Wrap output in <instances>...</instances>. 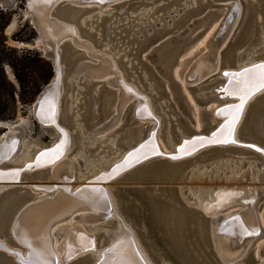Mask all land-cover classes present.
I'll list each match as a JSON object with an SVG mask.
<instances>
[{"label":"bare ground","instance_id":"1","mask_svg":"<svg viewBox=\"0 0 264 264\" xmlns=\"http://www.w3.org/2000/svg\"><path fill=\"white\" fill-rule=\"evenodd\" d=\"M59 1L61 0H48L46 4L37 3L36 5L40 8L41 14H45V17L50 19L53 16L52 8ZM63 1L70 3V5H82L86 3L87 6L89 5L88 7H90V10L93 8L95 9L93 4H95V6L97 5L95 11L92 12L89 10L90 13L77 17L78 23L82 26H86L88 21L91 23L92 16L99 20L103 14H112L111 10H104L103 7L109 5L113 1L115 2V0ZM211 1L228 2L224 5V12L222 15L210 30H208L201 41V46H203V48L201 47L202 49L198 52L200 53L199 57L194 60L186 73H182L180 81L182 85L188 84L190 86L197 82L200 83V81L206 80L207 77H211L218 73L221 79H223L222 82L212 86L207 91L212 95L214 93L217 95V98L221 100L219 105L227 106L226 109H230L235 106L234 103L238 102L239 99L224 91L223 86L229 81L228 77L223 75L222 72H240L239 70L248 65L264 61V57L259 56L264 55V35H261L259 41L254 45H248L245 49L237 51L234 57V67L220 68L221 61L219 51L232 32V27L236 23L240 12L241 2L240 0ZM193 3H195V1ZM188 5L187 1H185L179 10L174 8L169 10L164 18L169 17L171 14L173 18L177 17L180 11ZM150 8L148 9L151 10ZM148 9L142 8L140 10L137 21L140 25L142 24L145 29V24L141 21L144 20L146 23H149L147 31L152 32L153 25L160 26L161 22L158 17L156 20H149V14L151 13ZM235 9L236 13H234ZM171 18L165 21L166 25H170L173 19ZM52 20L54 23H46L48 25L45 26L52 35L59 36L60 40L63 38L68 39L72 45L83 50L85 56L95 60L92 61L94 67L88 69L89 71L78 66L73 67L71 78L75 79V85L77 87H82L81 82L84 83L86 80L90 82L91 80H99L101 78L104 81L103 83L107 86H111L112 83H115L114 113H112L106 121L102 122L100 126H95V128L88 132L82 131L79 134L80 141L78 139L79 148L77 147L78 149L74 150L75 144L73 146L72 133L64 126L58 124L59 98L63 90L61 81L59 82L58 89H56L53 95L54 97L45 104L43 109L44 113L42 114L48 121L54 120L56 124V126L53 127L54 138L65 141L60 158L53 160L51 163L38 162L36 156L44 149L43 147H37L32 143L24 142L22 150L19 153H14V150H11V146L15 148V144L13 141L9 142V147H4L0 151V162L6 159L9 161L7 165H0V179L6 181L20 180L23 171H25V176H29L32 170L47 167V173L45 174L47 180H59L64 185H67L68 191H76V189L80 188L74 194H70L68 191L66 192L63 190H60L58 194L57 192L46 194L45 191L42 193H40V191H34V193L39 194H35L32 199L21 205L18 208L19 210L17 209L16 213L13 214L11 222L7 225V231L10 233V238L14 244L11 245L8 244V242L6 243L3 235L0 236V240L4 246L10 250L19 248L18 246L20 245L16 243L21 244L22 249L19 248L20 254L23 258H26L25 256H28V248L21 243L20 236L18 235V233L22 231L27 234L35 246L40 247L44 245L47 247L50 253L49 260L54 264H68L74 257L85 254L90 258L88 264H101L104 260L112 261L113 258L111 256L105 257V251L112 248L114 244L122 242L124 255L116 258L117 264H156L133 227L123 219L120 212L117 210L114 200L115 197L113 198L109 190V186H112L111 183L112 181L114 183V179L103 184V186H101L102 192L98 193H93L91 191V189L96 188L94 186H83L88 180L105 174L111 166L122 160L125 151L130 148L129 146L124 150L117 149L115 142L116 138L110 135L114 130L106 132L108 129L117 125V123H120L118 121L129 101H133V107L141 111L140 115L150 117L147 119L150 123L148 131L153 132V144L149 143L143 149V156H145V153L147 156L153 155V149H155V152L163 154L178 153L182 141L187 139L188 136L178 129V140L175 141L170 132L167 131L163 135V142L168 149H162L158 140V133L162 123L160 115L154 111V105L152 107V100H150L148 94L137 88V85L133 82L135 79L132 78V81H128L124 77L121 69L115 64L120 58V49L117 46L116 48L112 41H109V36H106L103 44L100 43L101 49L100 47L94 46L87 38H82L80 36V30L77 24L60 19L57 16L53 17ZM132 25L134 26V23H132ZM132 25H128L129 28L132 27ZM11 28L10 26V29ZM93 28L94 26L90 24L89 29L95 30V28ZM136 30H139V26L136 27L135 31ZM138 33L139 32H137V34ZM114 47L115 49H113ZM113 50L115 51L113 52ZM259 50L260 52H258ZM53 104L55 106V116L53 119H50V106ZM247 104L248 102L245 104L243 112ZM242 113L240 114L238 122L242 117ZM218 118L219 123L225 122L228 119V114L227 116L221 115ZM138 120L144 122L145 119L139 118ZM238 122L235 125L234 131L231 133V139H233L235 143H229V145L244 146L252 150L254 145L252 142H244V140H240L236 136ZM9 134L11 133H8V135ZM20 137L21 135L19 134L17 142ZM139 157L140 156H138V158ZM135 158H137V156H135ZM46 160H48V157L45 161ZM189 169L193 172L192 175L189 174L191 180L202 177L203 179H213L221 182V184L218 183V185L215 184L210 187L203 185L188 187V185H184L181 189L179 188V194L184 202L192 207L198 208L203 213H208L207 215L210 216L211 224L209 225V235L212 248L220 262L222 264H244L243 260L247 256L250 244L255 241L254 239H262L254 250L252 260L256 261L257 264H264V208L260 214L256 212L255 203L261 191L258 190L259 187L254 185V181L264 183V157L262 154H260V157L256 158L217 156L216 159L210 161H194ZM15 173H18V177L14 175ZM224 181L227 183L222 184ZM228 187L239 188L241 191L237 193L225 191L224 189ZM30 190H32V188ZM33 201H39V203L28 207L17 219V214L21 208ZM105 207H110V213H99L98 210ZM219 208H222L220 209L221 213L216 211L219 210ZM231 208L234 209L231 210ZM219 214H221L220 219L217 218ZM109 219L114 220L109 222ZM14 221L17 222L15 233L12 231ZM221 225L223 226L224 232L222 235H217L216 232H218ZM241 225H243V228ZM244 229H247V232ZM97 232H100L99 234L101 235L100 243H98L97 240ZM85 248L88 250L85 251ZM13 256L15 258V255ZM159 264L172 263L163 260Z\"/></svg>","mask_w":264,"mask_h":264},{"label":"rangeland","instance_id":"2","mask_svg":"<svg viewBox=\"0 0 264 264\" xmlns=\"http://www.w3.org/2000/svg\"><path fill=\"white\" fill-rule=\"evenodd\" d=\"M121 1L123 0H115V2L113 1L109 5L103 7L104 10H111L112 13L103 14L108 17L105 23L107 24L109 21L114 20L111 25V27H113V33H111L110 36L112 38V42H114L115 44V47L117 46L120 49L119 52L121 55L117 60V63L124 77L128 81H132V78L135 79L133 80V82L135 83V85H137V88H139L141 91L143 90L148 94L150 100H152V107L154 105V111H156V113L160 115L162 123L160 127L161 129L158 133V140L162 149H168L163 142V135L167 131L170 132L173 140L175 141L178 140V129L184 132L185 135H190L194 131L206 133L211 129L212 126L215 125V122L218 123V120L216 121L213 118L209 117V115L206 114L205 110L212 109V112H214L216 106L219 105L218 100H216V98H212V94H210L207 90L212 86L221 83L223 79H221V77L217 73L212 75L211 77H207L206 80L204 79L202 80V82L200 81V83L197 82L189 86L188 84L182 85L180 78L182 73H186L194 60L199 57L200 53L198 52H200V50L203 48V46H201V41L203 40L208 30H210V28L222 15V13L224 12V5H226L228 1H220V3L212 2L210 0V3L205 4V7L195 8L188 15H184V10H182L177 15V17L182 15L179 24H175L174 26H172V28H167V31L163 30L159 37H157L155 40L151 38V41L149 43L146 42V39L144 40V37L139 38L138 44L136 43V41H126L127 39H130V37L132 36V32L135 31L137 27L136 24H139L137 21L139 17L138 13L142 8L148 9L152 7L150 8L151 10L148 9L151 13L149 14L148 19L156 20V18L158 17L160 18L161 25L166 23L165 21H167L168 18L172 17L171 14L169 15V17L164 18L169 10L173 8H181L185 1H187L189 5L194 4L193 2L196 0H175V2L173 3H170V0H131L127 2ZM251 1L253 0H240L241 7L236 23L232 27V32L230 33L228 40L219 51V57L221 61L220 68L234 67V57L237 51L245 49L248 45H254L259 41L260 36L264 35V31L262 33L261 31L259 32L258 29L255 30V23L252 24L251 28L250 26L248 27V22L246 19L249 18V12H251L250 21L254 22L255 20L257 21L258 17L260 18L259 12L263 11L264 13V9H261V11H259V6H254ZM58 3L52 8V12L56 13L57 10L65 2L59 5ZM82 5L87 6L86 3ZM195 5L196 4L192 6L195 7ZM93 6L95 7V9H91L90 11L92 12L97 8V5L95 6V4H93ZM90 11L85 12L81 16L90 13ZM0 12L3 13L4 18L8 17V23L3 29V33L6 37V44L14 48L18 56H20L21 54H27L29 57H34L37 53H40L41 57H43V47L39 43L37 39V33L32 27L28 10L26 9V0H0ZM79 13L80 12L72 13V11L68 12L66 10H62L61 12V14L64 15L62 19L74 24H76L74 20L78 17ZM133 16H135V19L133 20L134 26L131 23L132 27L130 28L132 30L125 33L127 31L126 29H124L127 25V19L129 18L130 20ZM177 17H172V22ZM98 22L99 21L94 20L93 22L87 24H91L92 26H94L96 30L95 32H101L102 35H100V40L95 39V41L93 39L97 35H93V37H86L83 34V31H79V34L82 38H87L88 40H90L92 44H94V46L100 47L102 49L101 44H103L106 36L103 35L105 30H101V26L97 25ZM172 22L170 23V25L172 24ZM10 26L12 27L11 29ZM140 27L141 30H139L138 34H141L143 32L145 36L151 32L146 31L142 24L140 25ZM30 28L33 30V32L30 30ZM158 28L159 26L153 25L152 31H156L155 35H158ZM138 34L136 33L133 36L137 37L139 36ZM115 47L113 49H115ZM22 50L23 52L21 53ZM27 50L29 52H26ZM114 51L115 50H113V52ZM258 52H260V50ZM259 56L264 57V55ZM43 59L47 60L45 57H43ZM47 61H49L51 66V72H49L51 73V75L48 79L49 81L50 79H52L53 69L51 61ZM78 62L79 60L76 61V63ZM3 69L7 80L13 84L15 91L13 95H11V93L9 94V89L11 91V88L9 87L7 88L8 91L0 90V143L4 140L8 133H15L14 129H11V127L16 126L22 128V135L19 141L16 143L18 145L17 147L15 146L16 148H14V153H19L22 150L24 142L32 143L37 147L43 148L50 146V144L54 141V133L49 128L43 127L38 123L32 113L31 108L38 93L48 81L40 86L39 91H37L31 101L22 103L18 95L19 90L17 87V83L15 82V79L13 77L11 68L8 64L4 63ZM72 72L73 66L68 65L66 73L63 74L61 79L63 90L59 98L57 119L58 124L64 126L68 129V131L72 133L73 146L75 144L74 150H77L79 148L80 141L79 134L82 131L88 132L95 128V126H100L102 122L106 121L112 115V113H114L113 106L115 101L116 87L108 86L112 90V93L104 94L105 84L103 83L104 81L102 78L91 86L90 92L93 94L97 93L95 95H97L98 100L97 102L92 103L95 117L91 116L87 120L85 119L87 114L84 112V109L87 104L89 90H87V85L83 82H81L82 87H77L74 84L75 79L71 78ZM171 75H173L174 79L177 81L178 86L172 81ZM100 85L103 86L99 88ZM179 86L189 105H187L182 98L180 90L178 89ZM262 97H264V95H262ZM207 98L210 99L207 100ZM108 101L109 107L108 109H106V113L104 116V106ZM252 105L253 104H251V106L248 108L249 111L252 108ZM132 108L133 101H129L120 117V120L118 121L120 123H117V125H115L117 127L114 126L115 128L112 127L106 131L110 132L111 130H114L110 135L116 138V147L119 150H124L126 148L125 143H134L135 141H137V139H139L138 137L144 136L148 132V129L150 127L149 122H133V119L131 118ZM248 112L245 113V115H243L242 113V117L240 118L241 122H238L237 127H239L238 129H236V136L240 140H244V142L253 141V138L249 134V131L247 129L249 127L247 125ZM64 116L68 120L67 123L63 121ZM84 122L86 124H84ZM5 126L8 128V130L5 129ZM223 156H242L247 158H256L252 151L248 150L247 148H238L237 146L227 148L224 151ZM216 158L217 157H210L208 159H205V161L214 160ZM196 160L197 158H194L192 161ZM0 164L1 166L7 165L9 164V161H7L6 159ZM41 169L44 171H42L41 175L39 174L40 177L36 174L40 172L32 173L35 170ZM47 169V167L34 169L29 174V176H25V171H23L21 173L20 180L21 182H27L23 184L26 187H29L31 182L33 181H46L47 179L45 177V174L47 173ZM153 174L157 175L158 172L156 173L155 171ZM193 180L195 179L187 180L186 184L184 185H188V187L202 185L210 187L215 184L218 185V183L221 184L219 180L215 181L213 179H203L202 177H199L195 181ZM254 182V185L259 187L258 190L261 191L259 192L258 198L255 203L256 212L260 214V212L264 208V183H260L258 181ZM127 183V180H117L114 181V183L112 181V186H109V190L112 193L113 198L115 197V204L117 210L120 212V215L127 223H129L133 227L142 244L145 246L147 252L153 258L154 262L156 264H159L163 260H166L168 262H171L172 264H204V257L201 249L197 248V251L200 252V256L197 257V252L189 249V246L187 245L189 241L187 225H182V230L180 232L179 229V233H176L174 228H168L164 221L161 219V213L166 211V209L163 207L159 209L158 206L155 205V203H149V201L147 200V196H145V194H143L140 189H132L127 185ZM225 183L227 182L224 181L222 184ZM16 189V193L12 194L11 196L14 197L17 193L23 192L22 188L18 187ZM6 194L8 193L4 192L2 196ZM27 199H32V197L30 196ZM23 202L21 201L19 205ZM168 209H171V207H168ZM232 209L234 208H231V210ZM178 211H180V209H178ZM112 220L114 219H109L108 221L112 222ZM193 224L194 222H191L189 223V226L192 227ZM0 226H4L3 221L1 222ZM99 233L100 232L96 233L98 243L101 242V235ZM167 235L168 237L166 240L165 237ZM191 238L194 239L193 236ZM5 240L8 242V244L13 245L12 241L8 239ZM254 240L255 241L250 244V248L248 249L246 258L243 260L244 264H257L256 261L252 260V258L256 246L262 239ZM192 255H194V258H192ZM76 261L77 260L70 262L73 264ZM88 261L89 260L87 259L86 262Z\"/></svg>","mask_w":264,"mask_h":264},{"label":"water","instance_id":"3","mask_svg":"<svg viewBox=\"0 0 264 264\" xmlns=\"http://www.w3.org/2000/svg\"><path fill=\"white\" fill-rule=\"evenodd\" d=\"M127 1H131V0H123L121 2H127ZM171 2L173 3V2H175V0H170V3ZM251 2H252V4H254V6H256V7L259 6V9H258L259 11H261V9H264V0H254ZM61 3H64V4L57 10L56 13L52 12L53 16L50 19H47L45 17V14L44 15L41 14L40 8L38 7V5H35V10L30 9L29 0H26V9L28 10V14H29V18H30L32 27L36 31L37 39L43 47V49H42L43 57H45L47 60L51 61L52 69H53L52 79H50L43 86V88L38 93L37 97L35 98L31 108H32V113H33L35 119L38 121V123L43 127L49 128L52 132H54L53 127L56 126V124L54 123V120L48 121L47 119L44 118L42 113H44L43 109L45 107V104L48 103L50 101V99L54 97L53 95H54L56 89H58L59 82L61 81L63 74L66 73V69L68 68V65L73 66V67L78 66V67H81L82 69L88 70V69L94 67L92 65L93 64L92 61H95L93 58H89L88 56H85L83 53V50L72 45V43H70L68 39L63 38L60 40L59 36L52 35L45 28L46 25H48L49 23L51 24V22H53V20H52L53 17L57 16L60 19H62L64 17V15L61 14L62 10L63 11L66 10L68 12L72 11V13L80 12L78 14V16H80V15H82L85 12L90 10V7H88V6L77 5V4L70 5V3H67L66 1H63V0L59 1L58 5ZM208 3H210V1H208V0H205V1L204 0H196L194 3V4H196L195 7L192 6L194 4H190L189 6H187L183 9L184 15H188L195 8H198V7L203 8V7H205V4H208ZM234 13H236V9H235ZM249 13H248L249 18L246 19L248 22V27L250 26V28H251L252 24L255 23L256 24L255 30L259 29V32L264 31V16H263L264 13H263V11L259 12V16H260L259 21L257 18V21L255 20V22L250 21L251 12H249ZM181 17H182V15L178 16L172 22V24L169 26H167L166 23L161 24L157 30L158 35H155L156 31L153 30L148 35L144 36V33L142 32L139 36L134 37L133 35H135L137 32H139V30L141 28L139 24L135 23L137 26L139 25V30L138 31L136 30L135 32L133 31L132 36L130 37V39H127L126 42L136 41V43L138 44L139 43L138 39L144 37V40L146 39V42L149 43L151 41V38H153V40H155L157 37H159V35L163 32V30L167 31V28H172V26H174L175 24H179ZM92 18H91L90 22H93L94 20L99 21L97 23V25L101 26V30H103V29L105 30L103 35L109 36L108 37L109 41H112L110 34L113 33V27H111V25L114 22V20H111L106 24L105 21L108 19V17H106L105 15H103L99 20H97L93 16H92ZM76 19L77 18H75L74 22L77 24L80 31L84 32L83 34L86 37H89V36L93 37V35H97L93 39L94 40L95 39L96 40L101 39L100 35H102V34L100 31L95 32L96 30H89L90 24H87L86 26L78 25ZM119 19H120V17H119ZM134 19H135V16H133L130 20L128 18V21L126 23L127 25L124 28L127 30L125 33L132 30L131 28H129L128 25H131V23L134 22L133 21ZM46 23H48V24H46ZM87 23H89V21ZM164 28H166V29H164ZM220 30H221V28H220ZM146 31H147V29H146ZM112 43H114V42H112ZM78 60H79V62L76 63V61H78ZM262 63H264V61L256 62L254 64H251V65H248V66L242 68L239 71H242L245 68H250L254 65L262 64ZM77 64H79V65H77ZM225 72H228V71H224V72H222V74L224 75ZM229 73H231V72L229 71ZM171 79L178 86V83L174 79L173 75H171ZM97 81L98 80H91L90 82H88V80H86L84 82L87 85V88H88L87 90H89L88 91V100L86 99L87 104H86V107L84 109V112L87 114L85 119H87V120L91 116L95 117V113H94L92 103L97 102L98 97H97V95H95L97 93H94V94L91 93L90 89H91V86L94 85ZM228 81H229V77H228ZM102 86L103 85H100L99 88ZM111 86L114 87L115 83H112ZM227 86H228V83H226L223 86V88L225 89ZM178 89L180 90V94H181L182 98L184 99L185 103L187 105H189L185 99L184 94L182 93V91L180 89V86L178 87ZM109 93H112V90L107 85H105L104 86V94H109ZM262 95H264V90H262L261 92L259 91V93L256 92L253 95V97H251L250 100L248 101V104L245 108V111L243 112V115H245V113H247L249 111L248 108L251 106V104H253L252 108L248 112V116H247L248 117L247 118V125L249 126L247 129L249 131V134L253 138V141H251V142L254 144L253 149H252L253 151L251 149H250V151H252V153H254V155L256 157H260V154H262V156L264 157V97H262ZM212 98H216L218 100V103L221 102V100H219L217 98V95L215 93L212 95ZM209 99L210 98H207V100H209ZM238 103H239V101L234 103V105H236ZM41 105H43V106H41ZM108 105H109V101L104 106V110H105V111H103L104 116L106 113V109H108V107H109ZM226 108H227V106L218 105V106H216V109H214V112H212V109H206L205 112H206V114L209 115V117H211L217 121L219 119L218 117H220L221 115L227 116L226 113H221L218 115V110L226 109ZM140 114H141V111L139 109H136L134 107L132 108L131 118L133 119V122L139 123L140 121L138 119L144 118L145 119L144 122L148 123L147 119L150 117L149 116H142ZM63 121H65L66 123L68 121L65 116L63 117ZM141 122H143V121H141ZM84 124H86V123L84 122ZM223 124H225V122H222V123L215 122V125L212 126L211 129L209 131H207L206 133L194 131V132H192V134L187 135L188 138L182 141V143H181L182 145H181L180 151L178 153L163 154V153L158 152L159 155L153 154V155L147 156V158H145V156L142 155L143 149L149 143L153 144V132L148 131L144 136L138 137L139 139H137V141H135L134 143H129V144L125 143V145H126L125 149H127L129 146H130V148L125 151L124 156H123L121 161H119L118 163L111 166L110 169L108 171H106L105 174H103L102 176H99V177H103L104 178L103 180H98L99 177L90 179L87 181V183L83 187L89 185V186H94L98 189H101V186H103V184H105L106 182H108L110 180H113V179H114V181L127 180L128 181L127 185L130 186V188H132V189H140L142 191V193L145 194V196H147V200L149 201V203H153V204L155 203V205L158 206L159 209H161L162 207L166 209V211L161 213V219L164 221V223L167 225L168 228H174L176 233H179V229H180V232L182 230V225H184V224L187 225V233H188V239H189L187 245L189 246V249H192V250L197 252V257L200 256V252L197 251V248L201 249V252H202L203 257H204V258L202 257L204 264H222L220 262V260L218 259V257L216 256V254L212 248L211 239H210V235H209V225L211 224L210 216L207 215L208 213H203L198 208L192 207V206L188 205L186 202H184V200L181 198V195L179 194V188L181 189V187H183L184 184H186L187 180H191L190 175H192L193 172H191V170L189 168H190L191 164L194 162V161H192L194 158H197V160H199V161H205V159H208L210 157H217V156L224 155V151L227 148L236 147V145L210 144V143H205L203 146H201V144L197 140V138H199V137H204L205 140L207 141L208 139H210L212 137V134L214 132H217L221 128V125H223ZM5 129L8 130V128L6 126H5ZM11 129H14L15 133H11V134L7 135V137L4 138V140L0 143V151L4 148L5 145H8V143L12 142V141L14 142L15 146L17 147L18 144H16V143H17L19 134L22 135V128L12 126ZM193 140H197L195 147L190 149L191 154H185V152L183 151L184 142L185 141H193ZM61 141H62L61 139H55L54 138V141L50 144V146L45 147L43 150H41L38 153V155L36 156V158L38 156H40L41 153L46 152V151H50L51 149H53L56 145L60 144ZM125 141H127V140H125ZM141 146H144V147L141 148ZM237 147L238 148H246L244 146H237ZM257 148H259L261 151H256ZM137 149H139L140 151L137 152L136 151ZM247 149L249 150V148H247ZM129 153H135V155L132 157H129ZM135 156H137V157L140 156V157L135 158ZM173 156H176L179 158L173 159L172 158ZM46 158L47 157H42L40 159V161H42V163H44ZM126 158H128L127 166L126 167H120L116 172H113V169H117L118 165L125 164ZM0 163H2V162H0ZM42 171H44V170H42V169L41 170H35L32 173L40 172V173H36L37 176L40 177L39 174H41ZM155 171H156V173L158 172L157 175L153 174ZM189 176H190V178H189ZM25 183H27V182H21V180L6 181L3 179H0V224L3 221V225H4L3 227L0 226V229H1L0 230V236L3 235V236H5V239H8L10 241H12V239L10 238V233H8V231H7V225L9 222H11L12 216L14 213H16V210L21 205H23L26 201H28L27 198H29L30 196L33 198L35 196V194H39V193H34V191H37V192L40 191V193L45 191L46 194H51L52 192H57V194H58L60 192V190L61 191L63 190L66 192L68 191L67 185H64L59 180H46V181H41V182L33 181V182H31L29 187H26L25 185H23ZM18 187L22 188L23 192L17 193L14 197L11 196L12 194L16 193V191H17L16 188H18ZM83 187H81V188H83ZM31 188H32V190H30ZM78 189H76V191ZM224 190L228 191V192L233 191L235 193H237L238 191H241V189H239V188H232V187L225 188ZM76 191H73V190L70 191L69 190L68 192L70 194L71 193L74 194V193H76ZM4 192H7L8 194L2 196ZM165 198H167V199H165ZM21 201L22 202L25 201V202H23L22 204L19 205V203ZM167 201H170V202H167ZM33 202H29V203H27L26 206L24 205V207L21 208V210L17 214V219L23 214L22 212H24L28 209V207H30L33 204L37 205L39 203V201H37V202L33 201ZM166 205H169V206H166ZM168 207H171V209H168ZM178 209H180V211H178ZM220 209H222V208H219V210H216V211H219V213H221ZM98 211H99V213H104V214L108 213L109 214L110 213V207L100 208ZM220 217H221V214H219L217 216V218H219V219H220ZM195 221H196V224H195ZM14 222H13L12 231H14V233H15L17 222H15V223ZM191 222H194L192 227L189 226V223H191ZM205 223H206V225H205ZM223 232H224V229H223V226L221 225V227L218 229V232H216V234L222 235ZM11 236H12V234H11ZM192 236L194 239L191 238ZM167 237H168V235L165 237L166 240H167ZM13 238H14V236H13ZM4 241L7 243L6 240H4ZM13 244H14V242H13ZM16 244L20 245L18 247L22 249L21 244H18V243H16ZM19 248L10 250V249L6 248L4 246V244L2 243V241L0 240V264H20V259L23 257L20 254ZM17 253L19 254V256L16 255ZM13 255H15V258ZM25 257L26 258H24V259H27L28 256H25ZM192 258H194V255H192ZM87 259L90 260V258L87 254L80 255V256L78 255V256L74 257L71 260V262L74 260H77L73 264H85V263L87 264L88 263V262H86ZM71 262H70V264H72ZM248 263H250V262H248ZM51 264H54V263L52 262Z\"/></svg>","mask_w":264,"mask_h":264},{"label":"snow or ice","instance_id":"4","mask_svg":"<svg viewBox=\"0 0 264 264\" xmlns=\"http://www.w3.org/2000/svg\"><path fill=\"white\" fill-rule=\"evenodd\" d=\"M37 3L46 4L48 0H29V7L30 9L35 10V5ZM224 75L229 77L228 86L224 89L229 95H233L238 97L239 103L233 106L230 109H220L218 110V115L221 113H227L228 119L225 121V124L221 125V128L212 134V137L205 140L204 137H199L197 140L203 146L205 143L210 144H229L235 143L233 139H231V133L235 129V125L239 120L240 114L243 112L245 104L248 100L256 93L261 90H264V63L254 65L250 68H245L240 72H225ZM43 106V105H41ZM50 119H53L55 116V106L54 104L50 106ZM226 133V134H225ZM197 140L193 141H185L183 146V151L185 154H191L190 149L195 147ZM65 141H61L60 144L56 145L50 151H46L40 154L37 157V161L39 162L42 157H48L46 163H51L53 160H57L60 158L62 154V149L64 146ZM4 147H9L5 145ZM144 146H141L143 148ZM252 147V146H249ZM11 150H14V146H11ZM137 152L140 150L137 149ZM256 151H261L259 148ZM154 154L159 155L158 152H155L153 149ZM135 153H129V157L134 156ZM145 158H147V154L145 153ZM138 158V157H137ZM173 159H178L179 157L173 156ZM128 163V158L125 159V164L118 165L117 169H113V172H116L120 167H126ZM18 177V173L14 174ZM103 177H99L98 180H103ZM93 193L102 192L101 189L93 188L91 189ZM106 198V197H105ZM243 228V225H241ZM19 228V226H18ZM247 232V229H244ZM251 234V233H249ZM20 236L21 243H23L28 248V257L27 259L21 258L20 264H51L49 260L50 253L47 250V247L41 245L40 247L35 246L31 239L27 236L26 233L22 231L18 233ZM71 247V246H69ZM94 247V246H93ZM85 251L88 249L85 248ZM19 256V254H16ZM105 257L111 256L113 258L112 261L104 260L101 264H117L116 258L122 257L124 255L122 242H118L114 244L112 248L108 249L104 253Z\"/></svg>","mask_w":264,"mask_h":264},{"label":"trees","instance_id":"5","mask_svg":"<svg viewBox=\"0 0 264 264\" xmlns=\"http://www.w3.org/2000/svg\"><path fill=\"white\" fill-rule=\"evenodd\" d=\"M8 23V17L4 18L0 12V90L8 91L13 95L14 86L9 82L4 73L3 65L8 64L13 72V77L18 87V95L22 103L31 101L34 95L39 91L41 85L45 84L51 73L49 61L44 60L40 53L34 57L27 54L18 56L16 50L6 44V37L3 29ZM33 32V30L30 28ZM28 40V39H25ZM23 50L21 51V53ZM26 52H29L28 50ZM28 96V97H27ZM27 99V100H25ZM29 99V100H28Z\"/></svg>","mask_w":264,"mask_h":264},{"label":"flooded vegetation","instance_id":"6","mask_svg":"<svg viewBox=\"0 0 264 264\" xmlns=\"http://www.w3.org/2000/svg\"><path fill=\"white\" fill-rule=\"evenodd\" d=\"M141 22L145 24L146 29L149 28V23H146L144 20H142ZM111 58H112V57H111ZM112 59H113V58H112ZM114 62H115V61H114ZM115 64L119 67L118 63L115 62ZM119 68H120V67H119ZM114 102H115V101H114ZM113 107H114V106H113ZM148 130H149V129H148Z\"/></svg>","mask_w":264,"mask_h":264}]
</instances>
